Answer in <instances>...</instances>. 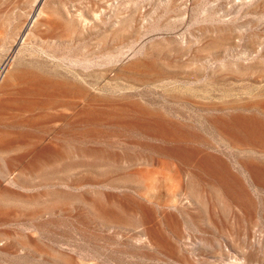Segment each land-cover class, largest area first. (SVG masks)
Returning a JSON list of instances; mask_svg holds the SVG:
<instances>
[{
  "label": "rangeland",
  "instance_id": "rangeland-1",
  "mask_svg": "<svg viewBox=\"0 0 264 264\" xmlns=\"http://www.w3.org/2000/svg\"><path fill=\"white\" fill-rule=\"evenodd\" d=\"M0 264H264V0H0Z\"/></svg>",
  "mask_w": 264,
  "mask_h": 264
}]
</instances>
